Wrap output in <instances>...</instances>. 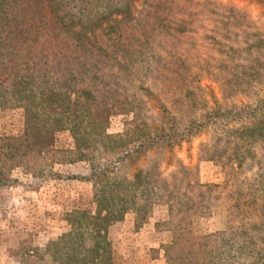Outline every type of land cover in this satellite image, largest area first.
Masks as SVG:
<instances>
[{"label": "trees", "instance_id": "obj_1", "mask_svg": "<svg viewBox=\"0 0 264 264\" xmlns=\"http://www.w3.org/2000/svg\"><path fill=\"white\" fill-rule=\"evenodd\" d=\"M57 1L0 0V92L26 100L21 136L0 137V187L15 182L9 173L17 167L42 176L48 160L90 165L95 211L65 215L70 231L47 247L51 263L114 264L109 227L130 215L138 230L163 204L168 219L156 229L171 235L160 247L165 264H264V238L254 235L264 231V99L229 126V112L210 111L201 86L213 80L225 99L264 83V28L213 0H148L134 18L108 32L93 27L85 38L65 24L66 5ZM142 85L160 96L167 126L123 152L107 149L110 119L145 106ZM209 126L212 144L201 153L222 162V189L202 188L197 171L181 164L164 177L157 160L130 175L140 156ZM60 132L71 135L72 148L55 149ZM246 160L255 161L253 177L234 168ZM218 207L227 227L209 233L201 226Z\"/></svg>", "mask_w": 264, "mask_h": 264}, {"label": "rangeland", "instance_id": "obj_2", "mask_svg": "<svg viewBox=\"0 0 264 264\" xmlns=\"http://www.w3.org/2000/svg\"><path fill=\"white\" fill-rule=\"evenodd\" d=\"M88 1L89 0L57 1L66 5L63 13L65 24L70 26L73 31L80 30L83 32L85 38L92 37L93 27H98L97 30L102 32H108L116 22L119 23L122 17L125 20L134 18L138 12L145 8L148 0H93L87 4ZM213 1L235 7L242 11L247 17H249V19L253 20L258 27L264 28V0ZM125 3H130L128 8H124ZM100 17L104 18L103 21L100 20ZM201 86L204 89L205 100L207 101L210 111L222 110L224 113L229 112V114H226V117L230 119L228 120L230 121L229 126H234L235 123L240 124L243 122L248 112L251 113L256 105L264 99V83L256 86L253 91L244 90L240 93H227L225 99L220 93L218 84L213 80L203 78ZM142 87V90L138 94L144 99V102L146 103L145 106L143 108L134 109L129 114L114 116L110 119L106 133L114 139L107 141V149L113 148L117 153L123 152L124 149L133 145V141L139 135L150 131H158L167 126V119L163 116L160 109V96L154 94V92H151V94L146 93L144 91L146 85H142ZM25 102L26 100L21 94H7L0 92V137H6L9 140H16L21 136L24 124V112L21 105ZM213 131V126H209L188 142H182L170 149L161 148L151 150L147 154L140 156L130 166V175L133 176L138 172L145 170L150 161L157 160L160 163L161 173L164 177L175 172L177 166L181 164L189 169H195L197 171L199 183L202 188L215 190L222 189L225 181V171L222 162L220 160H208L207 156L201 153L204 145L212 144V141L210 140ZM117 136L122 137L118 138ZM72 147L73 140L68 132H60L56 134V150L69 149ZM48 158H50V156ZM254 162L255 161L252 160H246L243 161L241 165L235 164L234 168L245 177H253L257 172ZM80 163V166L77 165L70 168L66 166L73 164H51L48 160L44 166H42L43 169L39 170L41 171L39 175L42 176H35L33 172L20 167L14 168L10 171L9 178L15 181L10 186L42 188L46 185H55L57 182L59 184L60 181H63L62 184L64 186L48 189L47 191L42 192L41 195L46 197V199L50 198L53 205L58 204L70 211L65 212L63 216H61L60 212L57 213L51 211V214H54V216L51 217L52 220L55 221L53 225L40 222L43 221L42 217H39V224H31L29 222L31 209L27 208V206H22L16 208V210L14 208L9 210L7 214L8 217L4 221L3 218L5 216L2 212L3 208L1 206L3 205L2 203L8 199V196L6 192H0V264H52L51 259L47 254L48 246L46 245L47 243L45 244L46 240H39L37 241L38 244H36V246H32L26 236L30 235L31 230H34V228L37 227L39 228L41 235L52 228L61 230L62 226L57 221L60 222V219H63L65 222L64 229L67 230H63V233L59 236L61 237L70 231V225L65 219L66 214L76 210L95 211L92 184L85 180L90 175V165L87 162ZM74 177L81 181L88 182L91 186V190L88 194H85L83 190H80L81 194L86 196L82 198L84 200L78 204L79 206L77 204L74 205L71 200L65 198L67 193L70 195V192L79 191L77 183L69 181L75 179ZM62 184L60 183V185ZM74 184H76V186H73ZM24 187H22L21 190L26 189ZM19 194L23 195L24 191H21ZM26 194L30 193L27 191ZM164 216H167L168 219L167 207L163 204L155 205L151 215L153 220H161ZM202 227L209 233H215L226 229V209L224 207L215 208L211 217L204 222L201 228ZM124 231L126 234V227L124 228ZM116 233L122 235L121 231H114V235ZM254 233L257 238H264V231L262 233ZM143 255L145 254L143 253ZM141 257L140 262L146 264V259H148V257L145 256L144 258L142 253ZM133 262L135 261H131L130 264H133ZM248 263L249 262H246V264Z\"/></svg>", "mask_w": 264, "mask_h": 264}, {"label": "crops", "instance_id": "obj_3", "mask_svg": "<svg viewBox=\"0 0 264 264\" xmlns=\"http://www.w3.org/2000/svg\"><path fill=\"white\" fill-rule=\"evenodd\" d=\"M81 163L78 164H73L69 165L66 167H74V166H80ZM85 176V175H83ZM75 178V177H74ZM72 181L73 183H77V187L79 189L78 192H70L66 194L65 198L67 200H71L74 205L79 204L84 198V196L81 194L80 190H83L85 194H88L89 191L91 190V186L88 184L86 181H81L80 179H72L69 180ZM63 181H60L59 184L58 182L53 185H46L42 188H36V187H24L26 189L21 190V186H10L6 188H0V192H6L8 199L5 200L2 204L3 208V214H4V221L8 217V211L14 208L22 207V206H27V208L31 209V215H30V220L29 222L31 224H39V217L43 218L44 222L43 224H48L50 223L53 225L55 223L54 220H52L51 217L54 216L52 215L51 211H55L57 213H61V216L65 212H69L70 210L67 208H64L63 206H60L58 204H54L53 202L50 201V198L43 197L42 192L47 191L48 189H52L54 187H59V186H64L62 184ZM60 183L62 185H60ZM73 186H76L74 184ZM21 191H24V194L21 195L19 194ZM27 191L30 194H26ZM77 193V194H76ZM70 201V203H71ZM1 204V202H0ZM79 206V205H78ZM77 206V207H78ZM167 220V216H164L161 220H153L151 217L141 228L138 230H135L134 227V221L132 216H126L124 220L121 222L115 223L111 225L108 229V240L110 241L112 245V250H113V261L114 264H130L131 261L133 264H142L140 262L141 253L142 256H147L148 259H146V264H165L163 252L160 249L161 245H166L171 243V235L168 232H163V231H158L156 229V225L159 224L160 222H165ZM58 223L61 224L62 229H49V231L44 232L43 235L40 234L39 228H34V230H31V234L26 236L27 240H29L30 245L36 246L38 244L37 241L39 240H46L45 244L49 246L51 243L55 242L57 238L63 233V230L65 227V222L63 219H60V222L57 221ZM126 227L127 233L125 234L124 228ZM37 229V230H35ZM52 230V231H50ZM64 231V232H65ZM114 231H121L122 235H119L116 233L114 235ZM211 232V231H210ZM126 235V236H125ZM126 237V238H125ZM115 240V241H114ZM143 253L145 255H143ZM134 257V258H133ZM129 260V261H127Z\"/></svg>", "mask_w": 264, "mask_h": 264}]
</instances>
